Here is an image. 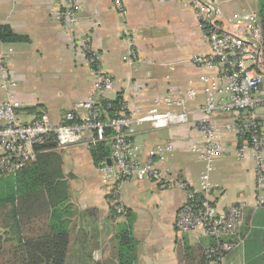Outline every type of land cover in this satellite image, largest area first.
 Here are the masks:
<instances>
[{
  "label": "crops",
  "instance_id": "crops-1",
  "mask_svg": "<svg viewBox=\"0 0 264 264\" xmlns=\"http://www.w3.org/2000/svg\"><path fill=\"white\" fill-rule=\"evenodd\" d=\"M77 1L82 7L76 35H91L101 69L113 81V90L103 95L106 99L122 98L129 108L144 111L157 99L192 89L196 97L189 109L193 120L199 119L209 91L199 77L215 72L191 63L192 57L208 52V42L184 0ZM116 1L123 5L124 15L115 8ZM218 5L220 26L227 31L251 12L264 15V0H218ZM56 10L54 0H0V26L20 39L0 42V102L13 101L21 123L45 113L59 124L63 113L92 93L96 81ZM124 23L137 56L132 64L124 60L129 47L120 35ZM254 116L264 131V108ZM240 117L215 119L223 135L222 151L210 164L192 152L202 137L183 126L141 125L133 130L130 141L140 147V159L156 147L171 144L172 153H166L157 167L184 180L217 213L234 202L243 203L239 242L220 264H264V166L258 178L252 151H241L236 134L224 129ZM33 164L31 180L41 177L43 185L59 186V209L71 234L75 264H184L186 255L199 259L211 245L200 231L177 233V212L186 201L185 191L177 187L166 189L160 181L148 179L125 182L118 178L105 184L90 149L82 145L43 149ZM11 177L10 192L8 177H0V195L9 194L13 200L16 190ZM202 180L207 188L201 186ZM116 187L126 215L114 211Z\"/></svg>",
  "mask_w": 264,
  "mask_h": 264
},
{
  "label": "built area",
  "instance_id": "built-area-1",
  "mask_svg": "<svg viewBox=\"0 0 264 264\" xmlns=\"http://www.w3.org/2000/svg\"><path fill=\"white\" fill-rule=\"evenodd\" d=\"M54 1L57 17L65 32L73 34V40L85 56L96 81L92 93L76 103L71 111L63 113L59 124L52 123L45 113L31 122L21 123L15 115L16 104L10 99L0 102V176H14L29 163L35 162L40 147L50 145L63 150L82 145L92 149L107 140L106 131H109L111 166L104 162L98 164L102 181L112 184L118 178L125 182L148 179L160 181L161 187L166 189L177 187L185 191L186 201L177 212L175 229L179 234L200 231L211 241L205 250V264H220L239 242L243 203L234 202L223 213H217L208 201H198L184 180L157 167L166 158V153H172L171 144L156 147L140 159V147L130 141V135L141 125H149L153 129L183 126L202 137L200 145L192 152L210 164L222 151L223 135L217 129L215 119L218 116L240 115V120L226 125L224 129L236 134L241 151L246 148L252 151L256 176L261 178L264 131L254 116L256 110L264 108V56L259 16L251 12L232 31H227L220 26L218 0H184L193 10L208 42V52L192 57L191 63L200 69L215 72L214 75L199 77V81L209 88L199 109V119L194 121V112L189 109V104L196 97L192 89L157 99L153 107L144 111L129 108L127 100L120 98L115 107L108 105L111 114L108 118L106 111L101 109L100 99L111 101L103 95L113 90V81L101 69L99 54L91 48V35H76L82 5L77 0ZM115 8L121 15L125 14L120 2H115ZM128 31L124 23L120 35L129 45L124 60L132 64L137 56ZM81 110L83 113L79 114ZM201 186L207 188L206 180H202ZM113 194L118 201L114 206L115 213L126 215L119 202L118 187ZM257 204L262 205L263 202L258 201Z\"/></svg>",
  "mask_w": 264,
  "mask_h": 264
},
{
  "label": "trees",
  "instance_id": "trees-1",
  "mask_svg": "<svg viewBox=\"0 0 264 264\" xmlns=\"http://www.w3.org/2000/svg\"><path fill=\"white\" fill-rule=\"evenodd\" d=\"M259 19L264 56V15H260ZM19 40L8 28L0 26V42L13 43ZM119 100L116 98L107 102L100 99L101 109L106 111L108 118H111L108 105L115 107ZM106 136L105 142L90 149L96 166L107 163L110 158L109 131H106ZM50 147L45 145L38 149ZM33 163L14 175L16 197L13 200L9 194L5 197L0 195V230L3 231L0 234V264H75V252L70 247L71 234L59 209V186L43 185L41 177L31 180L29 174L35 172H29L34 169ZM7 179L10 192L12 177ZM196 199L201 201L200 198ZM199 255V259L193 254L186 255L184 264H205V252Z\"/></svg>",
  "mask_w": 264,
  "mask_h": 264
},
{
  "label": "rangeland",
  "instance_id": "rangeland-1",
  "mask_svg": "<svg viewBox=\"0 0 264 264\" xmlns=\"http://www.w3.org/2000/svg\"><path fill=\"white\" fill-rule=\"evenodd\" d=\"M262 90L264 91V79H263V84H262ZM69 261H70V257H69Z\"/></svg>",
  "mask_w": 264,
  "mask_h": 264
},
{
  "label": "water",
  "instance_id": "water-1",
  "mask_svg": "<svg viewBox=\"0 0 264 264\" xmlns=\"http://www.w3.org/2000/svg\"><path fill=\"white\" fill-rule=\"evenodd\" d=\"M108 164H111L110 161L107 162Z\"/></svg>",
  "mask_w": 264,
  "mask_h": 264
}]
</instances>
